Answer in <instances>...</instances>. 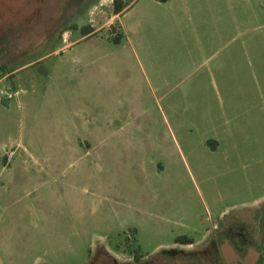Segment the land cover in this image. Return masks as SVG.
I'll list each match as a JSON object with an SVG mask.
<instances>
[{
	"label": "rangeland",
	"instance_id": "obj_1",
	"mask_svg": "<svg viewBox=\"0 0 264 264\" xmlns=\"http://www.w3.org/2000/svg\"><path fill=\"white\" fill-rule=\"evenodd\" d=\"M121 1L115 43L113 0H0V264H222L233 246L264 264L261 78L239 44L264 0H221L193 33Z\"/></svg>",
	"mask_w": 264,
	"mask_h": 264
},
{
	"label": "crops",
	"instance_id": "obj_2",
	"mask_svg": "<svg viewBox=\"0 0 264 264\" xmlns=\"http://www.w3.org/2000/svg\"><path fill=\"white\" fill-rule=\"evenodd\" d=\"M236 0H228V7H232ZM244 4L245 8H249L248 12L252 13V4L253 0H241ZM132 6L136 4H140L137 14L141 19H150L157 20V16L154 14V11L158 10L159 7L164 6L165 10H169L171 18L175 20L178 19L180 15L182 17L187 18L188 24L186 27L190 30L191 33L194 32V29L203 30L206 27L212 28L213 31L218 27H215V22H219L220 19V9H221V0H165L164 2L160 0H133L131 2ZM225 3V1H224ZM130 5V4H128ZM127 12V8H125L120 14L116 16V24L118 27V32L123 34V38L129 41L130 34L132 32V18L128 21L123 20L124 16ZM151 13V15L147 14ZM197 19L195 22L194 19ZM182 22V21H181ZM212 25V26H211ZM257 32H260V38L253 36H246L242 39H239V44L244 50V54L247 55V61L249 66L250 76L260 77L261 84L256 86L253 90L254 93L258 94L257 100H261V103L258 102V107L261 110V128L260 133L257 137L262 140L264 138V23L253 28ZM258 32V33H259ZM200 34V33H199ZM202 35V34H201ZM214 41V39H212ZM236 41V39H234ZM238 45V43L236 44ZM134 47V45H132ZM253 46H255L253 50ZM249 73L245 74L246 76ZM249 76V77H250ZM248 87H245L247 89ZM246 140L249 139L247 136ZM210 141L212 143L208 147L211 152L224 151L229 150V146L223 147V137L213 138ZM261 144V142H260ZM261 147H264V142L261 144Z\"/></svg>",
	"mask_w": 264,
	"mask_h": 264
},
{
	"label": "trees",
	"instance_id": "obj_3",
	"mask_svg": "<svg viewBox=\"0 0 264 264\" xmlns=\"http://www.w3.org/2000/svg\"><path fill=\"white\" fill-rule=\"evenodd\" d=\"M160 1L164 2L165 0H160ZM127 6H128V4L123 3L121 0H113V12H114V14H115V15L120 14L125 8H127ZM81 33H82L83 35H85V34H90V33H92V30H90L89 27H85V28L82 29ZM122 38H123V34H121V33H116V34H114L112 40H113V42H115V43H119V42L122 40ZM175 241L178 242V243H186V244L192 243L191 239L188 238V237H185V236L178 237V238H176ZM98 252H100V253H102V254L108 256V252H107L106 250H104V249H102V250H100V251L97 250V251L95 252V255L93 256V258L91 259V261H94L98 256L101 255V254H99ZM174 253H175V252H173V254H174ZM132 257H133V260H134L135 262H139L140 259L142 258V255L139 254V253H137V252H134V254H133ZM91 261H90V262H91Z\"/></svg>",
	"mask_w": 264,
	"mask_h": 264
},
{
	"label": "flooded vegetation",
	"instance_id": "obj_4",
	"mask_svg": "<svg viewBox=\"0 0 264 264\" xmlns=\"http://www.w3.org/2000/svg\"><path fill=\"white\" fill-rule=\"evenodd\" d=\"M255 213H253L251 216H253V221H255V223L256 222H258V223H263L264 224V214H259V215H254ZM255 217H256V219H255ZM251 219H252V217H251ZM257 224V223H256ZM257 230V229H256ZM259 230V229H258ZM245 231H246V233H248V235H251L252 234V232L254 233L255 231H254V229L253 228H251V229H249V227L248 226H246V228H245ZM232 250H233V252H232V254H231V256L229 255V259H227V258H225V257H223V259H221V261H222V264H244L245 262H246V256H244V255H242L241 256V254L238 252V249L236 248V247H232ZM222 251V250H221ZM176 252V251H175ZM248 262V261H247ZM209 264H219V262L217 261V259H215V258H212V260L211 261H209L208 262Z\"/></svg>",
	"mask_w": 264,
	"mask_h": 264
}]
</instances>
